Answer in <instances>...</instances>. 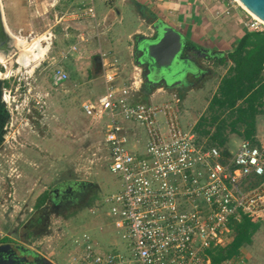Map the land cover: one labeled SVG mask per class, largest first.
I'll return each instance as SVG.
<instances>
[{"label": "built area", "instance_id": "built-area-1", "mask_svg": "<svg viewBox=\"0 0 264 264\" xmlns=\"http://www.w3.org/2000/svg\"><path fill=\"white\" fill-rule=\"evenodd\" d=\"M244 12L246 29L264 31L263 22ZM83 14L94 17L91 0ZM113 76L104 74L103 93L81 109L95 123L106 118L100 145L120 185L102 197L99 207L111 228L108 234L119 241L106 245L89 230L73 234L69 264H209L207 250L231 240L232 221L241 216L264 221V144L241 139L234 151L210 144L181 127L176 93L170 91L158 101L131 102L140 86L138 70L132 81L118 86ZM66 79L64 70H53V84ZM17 90L2 89L10 114L5 136L12 131ZM22 100L26 107L30 96ZM131 141L141 150L130 149Z\"/></svg>", "mask_w": 264, "mask_h": 264}, {"label": "rangeland", "instance_id": "rangeland-1", "mask_svg": "<svg viewBox=\"0 0 264 264\" xmlns=\"http://www.w3.org/2000/svg\"><path fill=\"white\" fill-rule=\"evenodd\" d=\"M43 1L0 0L3 20V15L13 9L16 21H20L19 18L22 17L27 21L24 28L18 31L11 30L3 21L11 33L7 39L9 43H13V34L23 38L26 45L39 37L43 39V46L48 44L43 57L31 72H28L30 68L19 64L18 58L24 50L19 49V52L15 48V42L13 50L7 54L15 51L17 53L8 60L5 58L4 62L0 61V76H6V84L11 91L14 86L18 87L13 102L15 109H12L14 121L9 128V131H12L7 134V140L4 142L6 150L0 155V213L6 212L8 218L7 224L4 223L7 228L1 233L6 234L8 241L15 242L27 250L30 256L44 257L52 264H69V257L74 255L73 234L78 235L83 230H89L94 233L97 241L106 245L113 240L119 241L117 235L108 234L111 228L105 224L102 217L97 216H101L102 210L94 214L87 210H96L105 194L117 191L119 179L104 163V152L97 145L101 134H97L95 125L89 124V120L81 118L79 114L80 100L84 98L86 102L91 103L92 99H96L103 91L100 80L95 78L98 64L94 62L99 41H103L96 37L81 42L80 39L65 38L63 35L59 38L51 37L50 33L59 34L63 21H59V17L49 16L48 10L41 9L40 14H37V7L45 4ZM10 3L12 8L8 6ZM20 5H23L21 10ZM145 24L146 22L142 24L144 29ZM70 26L67 29L74 30ZM90 27L104 29L101 24ZM135 36L137 34L129 39L109 40L110 47H113L105 48V51L114 54L115 58L111 57L109 63L118 67L116 71L124 82L132 81ZM75 43L77 45L74 48ZM2 64H6L8 68L3 69ZM57 66L64 69L67 79L54 85L52 72ZM198 82L196 78L191 77L185 87H177V90L184 93L185 97L188 89L198 85ZM143 87L140 85L135 93L139 99L142 96H150L155 90ZM24 94L28 97L30 94L33 98L29 104L31 113L24 110ZM205 94L199 96V99H206L208 95ZM194 95L195 92L191 94L192 97L188 95L182 103L185 111L181 108L180 124L183 128H189L191 125L189 105ZM151 101L153 100L145 103ZM203 113L207 114V111ZM1 122L2 118L0 125ZM83 130L87 133L85 136ZM31 132H34L33 135ZM230 149L233 150L234 146ZM14 152L19 154L17 163L9 156ZM91 153H94V156H90ZM92 157L93 163L85 162L86 158ZM68 180L90 182L91 184L87 185H94L95 189L92 193H87V187L81 185L79 187H85V197L82 201L70 203L63 208L55 207L57 201L52 198L50 188ZM42 194L44 196L39 205L34 206ZM108 230L109 232H106ZM225 261L230 264H264V221L259 222V228L251 236L250 244L242 245L237 257ZM225 261L220 264H226Z\"/></svg>", "mask_w": 264, "mask_h": 264}, {"label": "crops", "instance_id": "crops-1", "mask_svg": "<svg viewBox=\"0 0 264 264\" xmlns=\"http://www.w3.org/2000/svg\"><path fill=\"white\" fill-rule=\"evenodd\" d=\"M43 2H45V4H40V6L37 7V14H40L41 9L48 10L49 16H53V18L60 17L59 21H63L61 22V27H59V34L50 33L51 37L56 36V38H59L63 35L65 38L73 37L77 40L80 39L79 42L82 40H91L96 37V39L103 41V43L99 41L97 56L94 58V62L98 64L96 71L97 77L95 78L100 80L103 91L105 85L103 78L104 74L114 75L112 83L115 86L127 83L120 80L116 71V68L118 67H116L114 63H109V59L111 57L115 58L113 53L105 51V48L113 47H110L111 43L109 40L129 39V37L134 34L147 35L148 31L146 29L148 24L153 20H161L165 24L171 26L180 33L183 41L187 45L196 48L200 47L205 49L207 52V58H196V64L200 68V71L194 75V78L197 79V82L199 81L198 85L188 89L185 97L183 95L184 93H180L177 88L172 92L176 93V95L180 98V111L183 109L182 103L186 101V97L188 95L190 97L191 94L195 92V95L191 99L189 105V109H191V125L189 128L195 132L198 138L205 139L208 143L214 144L217 140L214 139L213 136L215 135L217 126H220L223 144L216 145L229 149L230 151H234L241 139H246L241 135L244 129V125L241 122H237L234 126H231L230 121L234 119L233 116L227 115L226 111L219 114L217 111L211 112L208 109V103L216 90L220 78L226 73L227 69L231 65V61L227 58L228 52L234 48L237 40L241 37L244 30H248L243 25L247 16L242 8L231 4L230 0H91L94 17L89 18L83 14L86 6L88 5V0H44ZM8 6H11L12 8L11 3L8 4ZM21 8H23V5H20V10ZM16 11L17 10H15V12ZM3 17L6 25L10 27L11 30H21L27 22L26 18L23 17L19 18L20 21H16L13 9L5 16L3 15ZM64 20H67V22ZM144 22H146V29L142 27ZM99 24L103 25L104 29L101 30V27H90L92 25L97 26ZM70 25L74 30L67 29ZM75 30H77V32ZM76 45L77 44L75 43L73 47L75 48ZM45 46L48 47V44ZM71 47L72 46H70V48ZM189 53L190 55L193 54L191 51ZM133 68L135 72V67ZM6 83V80H2V78H0V90L4 87L8 88L9 85ZM185 86L186 82L183 87ZM135 93L136 91L131 94V102H146L148 100L158 101L166 98V95L169 94L161 88H155L154 92H152L150 96H142L139 99ZM204 93L208 96L206 99L200 100L199 96L204 95ZM147 97H149V99ZM143 98H145L146 101H144ZM94 101L95 99L93 98L92 102ZM79 102V114L81 118L84 117L83 119H86V116L83 114L81 109V105L86 101L83 98ZM27 108L28 107H24L25 112L31 113L32 109L30 108V105L28 111ZM183 110L185 111V109ZM203 111H207V114L203 113ZM180 113L181 112H179V114ZM87 119L89 120V124L95 125V132L97 134H101L102 124H104L106 118L103 117L101 121H98L97 123L93 122L89 118ZM32 133L34 132H31V135H33ZM83 133L84 136L87 134L85 130H83ZM6 137L4 136L3 142L0 143V155L4 153V150H6V146H4V142L7 140ZM100 138L97 145L98 148L101 149ZM253 139L256 144H264V113H258L254 116ZM36 140L38 139L36 138ZM233 146L234 149H230ZM128 147L138 151L142 148V146L135 144L134 141H131V143L128 144ZM103 152V159L106 165V160L104 158L106 156V152L104 150ZM93 154L94 153H91L90 156H94ZM9 156L10 159L14 158L17 163L16 159L19 158V154L16 155L14 152V154L11 153ZM92 160H94L93 157ZM85 162L87 163V158ZM7 194L8 193L6 192V196L8 197ZM99 205L100 204H98V207ZM87 210L90 214H94L96 211L100 212L102 208L99 207V209L96 208V210L94 209L93 211L88 208ZM100 214L101 216H97L99 218L102 217L106 223L103 210ZM7 219L6 212L0 213V243L1 241L7 240L6 234L1 233V231L6 230L7 228L4 226V223L7 224L8 222Z\"/></svg>", "mask_w": 264, "mask_h": 264}, {"label": "trees", "instance_id": "trees-1", "mask_svg": "<svg viewBox=\"0 0 264 264\" xmlns=\"http://www.w3.org/2000/svg\"><path fill=\"white\" fill-rule=\"evenodd\" d=\"M227 58L231 65L220 78L216 90L208 103L211 112L233 116L230 125L237 122L244 125L242 136L250 141L253 139V119L258 113H264V31L244 30L237 40L234 48L228 52ZM2 108V122L0 125V143L3 141L2 126L5 122L6 111ZM223 122V121H222ZM217 141L214 144L222 145L220 126H217L215 135ZM87 193L94 191V185H84ZM42 194L34 206H38L42 200ZM232 230L231 240L223 247L207 250L209 264H220L222 261L239 255V248L244 244H250L251 236L259 228V222L250 221L241 216L230 224Z\"/></svg>", "mask_w": 264, "mask_h": 264}, {"label": "water", "instance_id": "water-1", "mask_svg": "<svg viewBox=\"0 0 264 264\" xmlns=\"http://www.w3.org/2000/svg\"><path fill=\"white\" fill-rule=\"evenodd\" d=\"M237 1L243 10L264 22V0ZM146 30L147 35L137 34L133 39V63L138 70L140 85L170 92L180 83H184L188 74L196 75L200 71L196 58H207L205 49L187 45L178 31L161 20L151 21ZM9 37L10 33L4 28L0 8V43ZM65 184L75 187L91 183L68 181ZM61 186L64 189L65 185ZM27 252L18 245L0 243V264L5 261L8 264H52L44 257L30 256Z\"/></svg>", "mask_w": 264, "mask_h": 264}, {"label": "flooded vegetation", "instance_id": "flooded-vegetation-1", "mask_svg": "<svg viewBox=\"0 0 264 264\" xmlns=\"http://www.w3.org/2000/svg\"><path fill=\"white\" fill-rule=\"evenodd\" d=\"M6 45H9V41L6 39V38H4V40L2 41V43H0V53H2V55L3 56H5V58H6V60H8V59H10L11 58V56L13 55V54H15V53H17L16 51L14 52V53H12V54H7V51H8V49H7V47H6ZM5 60V61H6ZM14 61V63L16 64V62H15V60H13ZM11 63V62H10ZM8 65H10V64H8ZM2 68L4 69H7L8 68V66H6V64H2ZM4 75V74H3ZM3 75L2 76H0L1 78H2V80H5V78L4 77H6V76H4L3 77ZM193 78L194 77V75H192L191 73L190 74H188L186 77H185V79H184V83L186 82V83H189V81H190V78ZM184 83H180V85H178V87H180V86H183L184 85ZM4 84V83H3ZM16 84H19V83H16ZM3 87H4V85H3ZM17 86H14L13 87V89L14 88H16ZM5 88V87H4ZM143 88H148L147 86H144ZM8 89H10L9 87H8ZM29 91V90H28ZM1 96H2V90H0V101L2 102V98H1ZM29 96H30V101H31V99H33L32 98V96L29 94ZM2 104H3V102H2ZM30 104V103H29ZM3 107H4V109H5V111H6V118H5V122H4V124H3V126H2V129L4 130V128H5V124H6V122H7V120L9 119V117H10V114H9V110H8V108H6L5 107V105L3 104ZM26 107H28L29 108V105L28 106H26ZM14 107H11V117H12V119H13V121H14V118H13V114H12V109H13ZM27 108V111L29 110ZM31 108V107H30ZM15 109V108H14ZM12 121V122H13ZM5 134H6V130H4V132H3V140H4V136H5ZM6 137V136H5ZM3 142V141H2ZM69 181V180H68ZM68 181H64V182H62L61 184H58L57 185V187H55V186H53L52 188H50V194H51V196H52V198H54L57 202L54 204L55 205V207H61V208H63V207H65V206H68V205H70V203H73V202H79V201H82L83 199H84V195H85V187H79V186H75V187H73V186H70V185H66L65 183L66 182H68ZM61 185H65L64 186V189H62V186ZM30 221V220H29ZM4 242H7V243H10V244H13V245H18L17 243H15V242H12V241H8V240H4V241H1V243H4ZM19 246V245H18ZM20 248H21V246H19ZM26 252V251H25ZM2 264H8L6 261L5 262H2ZM13 264V263H12Z\"/></svg>", "mask_w": 264, "mask_h": 264}, {"label": "bare ground", "instance_id": "bare-ground-1", "mask_svg": "<svg viewBox=\"0 0 264 264\" xmlns=\"http://www.w3.org/2000/svg\"><path fill=\"white\" fill-rule=\"evenodd\" d=\"M250 14L254 18L258 19L252 13H250ZM258 20L261 21L260 19H258ZM2 21H4L3 18H2ZM261 22H263V21H261ZM3 24H4V28L10 33V31L8 30V28L4 22H3ZM10 35H11V33H10ZM11 37H13L14 40H13L12 44L9 43V45H6V47L8 49L7 53L10 52L11 50H13V48H14L13 44L15 42V48L18 49V51H19V49L24 50L23 53H21L20 57L18 58L19 64L22 65L24 68H30L28 70V72H31L33 70V68L35 67V65L38 64V62L41 60V58L43 57V55L46 52L48 47L43 46V44L41 43L43 39L40 37L35 39L33 42H31L27 45H26V41L23 38H20L18 36H14L13 34ZM4 60H5V56H3L2 53H0V61L4 62Z\"/></svg>", "mask_w": 264, "mask_h": 264}]
</instances>
